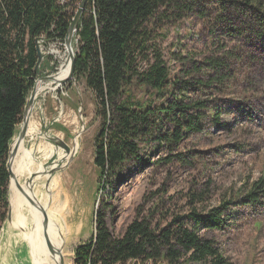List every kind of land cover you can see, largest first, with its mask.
<instances>
[{
	"label": "rangeland",
	"instance_id": "1",
	"mask_svg": "<svg viewBox=\"0 0 264 264\" xmlns=\"http://www.w3.org/2000/svg\"><path fill=\"white\" fill-rule=\"evenodd\" d=\"M79 6L80 3H75L67 10L72 17ZM207 7L208 12L196 8L184 14L170 12L167 16H156L146 28L150 33L148 59L140 57L138 66L146 70L161 56L170 69L171 79L192 74L189 81L193 90L207 73L208 59L224 55L228 49L240 50L249 64L239 70L242 73L237 74L231 85L226 81L224 88L205 97L209 107L221 113V121L228 128L210 122L201 134H189L175 151L144 146L140 153L144 162L126 163L117 178L110 179L104 188L101 171L95 165V140L103 120L97 115L96 98L86 78L75 74L69 83L54 92L43 93L38 100L32 122L37 130L41 129V134L39 129L36 136H40L29 137L26 147L35 150V157L48 167L58 158H43L47 153H42L45 142L57 144L55 137H60L72 146L75 134L85 127L76 142L79 146L76 157L51 179L52 210L64 211L67 225L74 229L67 239L72 264L76 249L94 238L98 212L104 204L108 228L119 238L138 216H153L155 224L164 227L175 217L189 215L191 193L196 190L205 192L199 208L207 212L223 207L225 202L231 205L239 195L238 204L225 210L223 228L210 236L230 263L264 264V194L255 206L246 203V195L255 183L263 180L264 189V42L254 36H243L237 29L239 17L234 21L218 4L210 3ZM229 20L235 24L232 30ZM47 39L45 35L38 43L44 55L39 68L44 77L59 73L70 61L62 43ZM79 43L80 38L75 36V53L79 52ZM224 46L228 48L221 50ZM229 65L236 68L235 62ZM171 90L160 95L135 84L128 87L127 95L158 107L172 98ZM170 158L173 160L168 162ZM160 159L164 160L159 162ZM187 159L189 162H184ZM37 184L41 197L46 198L42 187L45 178Z\"/></svg>",
	"mask_w": 264,
	"mask_h": 264
},
{
	"label": "trees",
	"instance_id": "2",
	"mask_svg": "<svg viewBox=\"0 0 264 264\" xmlns=\"http://www.w3.org/2000/svg\"><path fill=\"white\" fill-rule=\"evenodd\" d=\"M81 2L0 0V230L9 208V144L38 76L37 42L46 35L47 42L64 44L74 18L67 10ZM210 3L218 4L234 21L239 17L237 29L243 36L264 42V0H88L76 34L80 49L75 74L86 78L96 98L97 115L103 120L95 140V165L101 171L104 188L126 163L144 162L140 158L144 146L175 151L189 134H201L210 122L228 128L205 97L224 88L226 81L231 85L242 73L239 70L249 64L240 50L228 49L224 55L208 59L207 73L193 90L189 81L192 74L171 79L161 56L146 70L138 66L140 57L148 59L149 22L170 12L184 14L196 8L208 12ZM229 25L231 29L235 24L229 20ZM232 62L235 69L229 65ZM135 84L160 95L172 88V98L166 105H145L127 95L128 87ZM262 184L263 180L255 183L246 195L248 206L260 202ZM238 196L231 205L225 202L223 207L207 212L199 208L205 192L196 190L191 193L189 215L175 217L164 227L155 224L153 216H138L119 238L108 228L104 204L98 212L96 234L76 249L75 264H127L137 259L141 264H232L210 234L223 228L225 210L238 204Z\"/></svg>",
	"mask_w": 264,
	"mask_h": 264
},
{
	"label": "water",
	"instance_id": "3",
	"mask_svg": "<svg viewBox=\"0 0 264 264\" xmlns=\"http://www.w3.org/2000/svg\"><path fill=\"white\" fill-rule=\"evenodd\" d=\"M88 0H82L78 8L77 13L75 14L72 23L70 24L68 33L64 41V48L66 53L69 56V74L62 81L57 80V75L52 74L49 76H42V70H40L41 62L43 60V53L40 50L37 42V56L38 62L35 68V71H39V78L36 79L32 91L29 93V96L26 99V105L24 107V112L22 116L21 123L17 126L14 138L9 144V156L7 161V170L10 176L9 184V193H8V214L5 222L2 225L0 230V264H35V258L33 253V248L25 240V237L34 235L35 228L34 224L31 222L32 210L35 209L42 218V237L44 241V246H42L43 254H45L44 249L49 253V256L52 258H59L58 264H66L63 253L65 251L64 235L59 227H56L59 238L62 239V244H60L56 239L51 238V227H52V197H51V179L55 173L65 169L68 164H70L76 157L79 147L77 148L76 142H78L80 136L85 130V127H82L81 131L75 134L72 146L68 145L60 137H55L57 144L45 142L46 148L42 153H46L43 158H55L53 165L48 167L44 162L38 160L35 157V150L29 149L26 147V140L29 137H38V136H29L30 126L32 124V118L34 111L37 106L39 93L37 92L38 84L46 85L47 83H54L55 87H52L50 91H56L59 88L63 87L69 83L75 75L76 69V53L73 46V39L76 36L82 15L85 12ZM64 112H61V116ZM48 140L51 139L48 135H45ZM50 143V144H49ZM25 144V147L29 150H33V158L35 166L32 170L25 171L22 175H18L15 171V161L20 154L21 147ZM54 145V146H53ZM59 147V148H58ZM41 151V149H39ZM45 178L46 184H43V188L46 192V198L41 197V194L37 189V182L39 179ZM14 183V187L17 190L18 194L23 200V203H15V197L11 192V184ZM53 187V186H52ZM23 221V225H16L18 219ZM19 224V223H18ZM27 224V225H25ZM13 225L16 226L13 227ZM68 238V237H67ZM5 241V243H4ZM37 264V263H36ZM49 264V262H45Z\"/></svg>",
	"mask_w": 264,
	"mask_h": 264
},
{
	"label": "bare ground",
	"instance_id": "4",
	"mask_svg": "<svg viewBox=\"0 0 264 264\" xmlns=\"http://www.w3.org/2000/svg\"><path fill=\"white\" fill-rule=\"evenodd\" d=\"M53 52L55 54H57L56 50H54ZM69 68H70L69 66H63L62 67L61 71L57 75L58 81H62L63 79H65L68 76ZM52 87H54V83L49 82L45 86L38 84V87H37V92L39 93L38 100L40 99V97L42 96L43 93H47L48 91L51 90ZM75 123H76V121L73 124H75ZM38 133H39V129L37 130V127L32 122V124L30 126V130H29V136H36ZM28 150L25 149V144H24L21 147L20 154L15 161V171L18 175H22L25 171L29 170V167H31L33 165V163H35L34 159H33V153L30 150L29 151ZM11 192L14 196H16L15 197V203H23L24 202V200L19 195H17L18 192L15 189L13 182L11 184ZM66 216L64 215V211L60 212V210H59V212H56V210H54V211L52 210V212H51L52 227H51L50 232L52 233L51 238L53 240L56 239L60 244H62V239L58 237V235L60 233L57 232L56 227H59L61 229V231L64 235L63 240L65 243V251L63 253V256L65 258L66 264H72V255H71V251L68 249L69 248L68 247V241L69 240H67L68 239L67 237H68V235L70 236L73 234L74 229L67 225ZM30 217L32 220L31 222L34 224L35 232H34V235L25 237V240L27 242L29 240L30 246H32V248H33L34 258L36 257L34 259L35 262L37 264H45V262H49V264H58L59 258L53 257V261H52V258L50 256H49V258L47 257V254L49 252L46 249H44L45 254H43V250L41 247L44 246L45 244H44L43 237H42V230L43 229H42V218H41V216L39 215V213L35 209H33L32 215H30ZM16 225H18V226L23 225V221L19 218L18 221L16 222ZM25 225H27V224H25ZM13 227H16V226L13 225Z\"/></svg>",
	"mask_w": 264,
	"mask_h": 264
},
{
	"label": "built area",
	"instance_id": "5",
	"mask_svg": "<svg viewBox=\"0 0 264 264\" xmlns=\"http://www.w3.org/2000/svg\"><path fill=\"white\" fill-rule=\"evenodd\" d=\"M127 264H141V260L140 259L130 260ZM159 264H165V262L159 261Z\"/></svg>",
	"mask_w": 264,
	"mask_h": 264
}]
</instances>
